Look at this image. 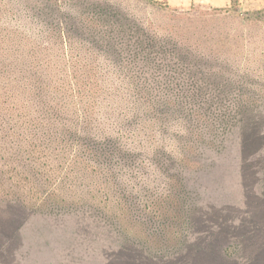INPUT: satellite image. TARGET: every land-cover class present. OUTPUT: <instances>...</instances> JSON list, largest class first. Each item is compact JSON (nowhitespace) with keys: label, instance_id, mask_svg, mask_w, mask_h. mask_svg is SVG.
Wrapping results in <instances>:
<instances>
[{"label":"rangeland","instance_id":"obj_1","mask_svg":"<svg viewBox=\"0 0 264 264\" xmlns=\"http://www.w3.org/2000/svg\"><path fill=\"white\" fill-rule=\"evenodd\" d=\"M182 1L0 0V264H264V0Z\"/></svg>","mask_w":264,"mask_h":264},{"label":"trees","instance_id":"obj_2","mask_svg":"<svg viewBox=\"0 0 264 264\" xmlns=\"http://www.w3.org/2000/svg\"><path fill=\"white\" fill-rule=\"evenodd\" d=\"M233 0H231L232 2ZM108 38L103 39L102 42H104L105 45H108L109 43H114V37L107 36ZM147 40H150L147 38ZM149 45L145 46V48H142L141 51L132 57V59L135 58L134 63L137 61L140 62V64L143 65H150L151 63H159L162 65H168V64H180L182 65L187 59L189 54V41L184 37L182 34H169L168 36H164L163 39H160L159 43L157 44V41L149 42ZM111 46V44H109ZM149 48V49H148ZM147 49V50H146ZM134 70L135 67H131V70ZM140 68H138L139 70ZM137 72V71H135ZM139 74V73H138ZM141 76V74H139ZM139 78L137 77V80ZM134 87V91L137 94V97L139 101L142 103L143 107L145 108H152L154 103V99H152V95L148 99H145L144 94L142 93V83L136 82ZM155 97V95H154ZM94 121L99 124V120L94 119ZM86 129V128H85ZM90 126L87 127L86 132L88 133ZM99 131H95L92 133L91 137L93 135L95 136L98 134ZM100 135V133H99ZM82 138V136H81ZM85 138V136L83 137ZM89 138V137H88ZM105 138V137H104ZM106 154V153H105Z\"/></svg>","mask_w":264,"mask_h":264},{"label":"crops","instance_id":"obj_3","mask_svg":"<svg viewBox=\"0 0 264 264\" xmlns=\"http://www.w3.org/2000/svg\"><path fill=\"white\" fill-rule=\"evenodd\" d=\"M168 2L171 4L184 3L182 0H168Z\"/></svg>","mask_w":264,"mask_h":264}]
</instances>
